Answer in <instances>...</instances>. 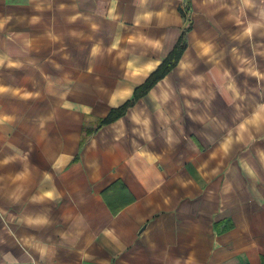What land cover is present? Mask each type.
I'll list each match as a JSON object with an SVG mask.
<instances>
[{"label":"clouds","instance_id":"clouds-1","mask_svg":"<svg viewBox=\"0 0 264 264\" xmlns=\"http://www.w3.org/2000/svg\"><path fill=\"white\" fill-rule=\"evenodd\" d=\"M10 6L26 11L0 12V264H61L65 251L79 264H123L144 237L145 264H257L264 236L249 211L264 216V0ZM70 41L87 53L75 67L65 66ZM177 47L179 58L138 95ZM74 174L88 186L69 188ZM117 181L141 194L97 226L84 208ZM178 212L190 242L209 238L205 255L151 240L156 217ZM229 220L241 241L232 252L214 227Z\"/></svg>","mask_w":264,"mask_h":264},{"label":"crops","instance_id":"crops-1","mask_svg":"<svg viewBox=\"0 0 264 264\" xmlns=\"http://www.w3.org/2000/svg\"><path fill=\"white\" fill-rule=\"evenodd\" d=\"M13 0H0V12L2 13H18L21 11H26V9H20L17 7L10 6ZM61 2V0H57ZM63 2L71 3L72 0H63ZM82 11H88V6H84L81 9ZM134 9H127L128 14L130 15ZM47 15V14H46ZM57 26L58 28L62 27V21L60 14H57ZM107 24L104 25L101 35H103L106 42L111 37V31ZM69 51L73 55V61L70 64H66V67H75L76 61L83 63L84 58L86 57V51H80L79 46L76 42H69ZM29 76L33 74L28 73ZM7 77V74H5ZM39 81L38 75L35 77V82ZM13 82V81H9ZM17 84L25 83L24 79L18 78L14 81ZM42 83V82H41ZM29 86H32L31 84ZM40 86V84H37ZM5 107L9 111L19 110V111H31L33 114L42 111L43 109L39 106H33L30 109L23 108L19 105H14L11 102H5ZM111 113V112H110ZM110 115V114H109ZM181 151H186L181 149ZM33 159L40 164L43 168L46 165L44 164L42 158L34 156ZM106 167L110 166V162L106 161ZM179 167V165H177ZM111 179V178H110ZM69 188L72 186L87 187L85 179L83 176L73 175L69 181L64 182ZM98 191V189H95ZM87 194V193H85ZM141 194L140 189H138L134 184L130 187H124L120 181L112 183L108 190L103 194V203H100L95 200H90L88 205L84 210L90 215V217L95 221L97 226H105L110 222L109 210L115 211L120 208L122 205L127 203L132 199V197L139 196ZM184 212H178L174 216H158L156 217L157 223L152 226L151 240L163 243H173L180 242L182 249L195 248L201 255L207 253L209 238L201 236L198 239H192L190 242V236L187 231V227L184 224L183 220L180 219V216ZM249 220L251 222L252 230L257 234V238L264 236V216H261L255 212V210L249 211ZM219 230V234L227 238L228 251H235L241 244V241L238 240L235 236L232 235L234 224L231 220L225 222L223 226H214ZM247 236H244L243 242H247ZM150 243L149 237H144L143 241L137 245L135 248L129 247L128 255L125 257L123 264H145L149 256L148 244ZM238 264H252V261L247 256H237L236 257ZM61 264H79V260L73 252L65 251L61 253ZM112 264H118L116 260L112 261ZM217 264H226L224 259L217 261ZM257 264H264V256H262Z\"/></svg>","mask_w":264,"mask_h":264},{"label":"trees","instance_id":"trees-1","mask_svg":"<svg viewBox=\"0 0 264 264\" xmlns=\"http://www.w3.org/2000/svg\"><path fill=\"white\" fill-rule=\"evenodd\" d=\"M183 49L180 47H177V49L174 50L172 56L169 57L168 62L162 67V69L153 75V77L149 80V82L143 87V89L138 90V95H142L144 92L147 91V88L151 86L155 82L156 79H158L165 71L168 70L169 65L171 64L173 59H178L179 56L182 54ZM131 103V102H130ZM124 109H121L119 111H112L109 115V120L117 117L118 115L123 114Z\"/></svg>","mask_w":264,"mask_h":264}]
</instances>
